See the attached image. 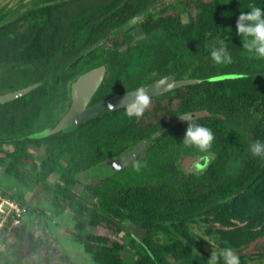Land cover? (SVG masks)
Wrapping results in <instances>:
<instances>
[{
  "label": "trees",
  "instance_id": "obj_1",
  "mask_svg": "<svg viewBox=\"0 0 264 264\" xmlns=\"http://www.w3.org/2000/svg\"><path fill=\"white\" fill-rule=\"evenodd\" d=\"M163 2L110 0L108 6L95 5L88 14H72L65 21L52 19L54 30L44 36L36 34L34 26L40 22L32 19L42 16L44 7L0 25V67L21 57L47 68L33 71L35 80L44 79L40 86L0 103V146L13 145L0 162L9 177L25 176L20 167L34 161L35 148L44 147L39 169L29 175L51 193L56 206L72 212L70 232L90 255L91 264H207L213 250L241 251L264 238V157L249 151L251 142L264 141V58L249 54L236 32L240 11H247L249 4L264 7V0H179L182 10L178 13H167L177 4L162 6L155 13ZM118 8L123 24L110 18ZM186 9L187 21L181 15ZM100 12L107 13L104 19H97ZM139 14H144L143 19L131 25L130 18ZM86 15L93 19L84 20ZM29 19L32 23L26 25ZM117 24L123 31L115 39L112 30ZM92 28L96 34L104 29L106 38L114 41L109 58L118 64L93 101L111 95L114 88L137 87L170 73L205 80L148 98L153 103L138 117L129 116L123 107L43 138H21L54 124L58 118L52 121V112L69 104L71 76L59 69L61 65L74 57L80 62L103 53L100 47L83 54L84 48L102 37L95 36ZM136 28L146 38L132 45L137 40ZM221 43L229 44L230 63L211 59L210 50ZM123 44L128 51L116 50ZM225 73L245 75L207 79ZM8 78L0 79V91ZM166 96L168 101L161 102ZM183 114L212 130L209 149L202 152L184 144L187 121L180 118ZM146 139L148 148L112 176L98 184L81 183L80 173ZM205 154L212 159L201 173L188 172L180 165L181 157ZM53 174L62 183L50 182ZM77 183L83 185L81 193L73 188ZM0 190L26 206L21 222L10 220L0 236L14 240L12 255L17 264L30 263L35 250L44 244L27 217L33 205L5 185L0 184ZM128 220L139 234L124 224ZM201 227L216 241L215 248L198 233ZM238 258L239 264L264 260V250Z\"/></svg>",
  "mask_w": 264,
  "mask_h": 264
},
{
  "label": "rangeland",
  "instance_id": "obj_2",
  "mask_svg": "<svg viewBox=\"0 0 264 264\" xmlns=\"http://www.w3.org/2000/svg\"><path fill=\"white\" fill-rule=\"evenodd\" d=\"M179 0H164L163 4L165 5H174L177 4L175 8H171L167 13H178L182 7L180 6ZM20 1L18 0H0V24H3L4 21L13 18L17 14L16 11H11L15 8L16 4ZM16 3V4H15ZM15 4V6H14ZM187 9L190 10V7ZM182 11L183 20H188L189 11ZM21 9H17L19 12ZM8 11H11L8 14ZM195 11L192 10V13ZM8 14V15H7ZM135 35L138 40L146 38V34H143L140 29L134 30ZM143 34V35H142ZM142 35V36H141ZM155 36H151V39ZM0 68V79L4 76L8 78V85L4 86V89L0 91L5 92L12 89H17L29 85L33 81L32 74L20 75L18 78L13 77L12 73L14 70H1ZM14 76L17 72L14 71ZM168 97H164L161 102L166 103ZM175 102V101H174ZM153 103V101L148 100V104ZM61 103H59V106ZM197 114L201 115L202 112ZM180 119V118H179ZM176 121V120H175ZM13 145L4 144L0 146V156H3L8 151L13 149ZM45 154L44 147L34 149L35 159L31 163H26L20 167V172L23 175H14L9 177L6 175L5 166L0 162V184L8 185L7 189L12 194L19 193L21 194L27 202H29L33 207L27 213L30 225L33 232L36 235H39L43 238L44 244L35 250L34 257L30 263L25 264H91L87 259L90 258V255L85 251L83 245L76 241L72 236L70 230L74 225V222L71 218L72 212L68 208H61L56 206L52 202L51 193L45 188L41 187V184H38L32 177L29 175L34 174L35 170L39 169L40 162ZM6 155V154H5ZM4 155V156H5ZM7 161L9 157H6ZM212 157L209 154L205 155H189L181 157L179 162L180 165L188 172L197 171L202 172L210 164ZM99 165V166H98ZM102 164H97L96 166L90 167L88 170L80 173L78 178L82 181V184H98L102 179L112 176V173H116L123 164H115L110 166H101ZM50 182L52 183H62L59 177L56 174H53L50 177ZM77 183L73 188L76 192L81 193L83 190V185ZM29 209V208H28ZM86 221V219H84ZM130 231L133 233L139 234L137 226L129 220L124 222ZM89 228H93L88 226ZM94 229V228H93ZM198 233L204 236L207 240L214 244V248L217 246L216 241L209 235L204 227L199 228ZM111 233V232H108ZM14 240L10 237H1L0 236V264H17L14 261L16 258L15 255H12V246ZM213 247L208 246L207 249L211 250ZM220 249V248H219ZM264 250V238L256 240L247 248L242 249L241 251H233L237 256L239 254L245 253L247 255L256 253L258 251ZM250 257V256H248ZM51 260L50 262L48 260ZM91 259V258H90ZM173 260V259H172ZM249 260V258H248ZM264 260H249L247 264H263Z\"/></svg>",
  "mask_w": 264,
  "mask_h": 264
},
{
  "label": "water",
  "instance_id": "obj_3",
  "mask_svg": "<svg viewBox=\"0 0 264 264\" xmlns=\"http://www.w3.org/2000/svg\"><path fill=\"white\" fill-rule=\"evenodd\" d=\"M27 1L29 0H21L16 6L23 4ZM142 18H143V14L138 15L133 19H131L129 23L133 25ZM97 45L98 44H94L90 46L85 50V53L91 52ZM105 73H106L105 64L82 72L72 82L70 102L67 111L62 116H60L54 124L49 125L43 129L33 131L27 134L26 136H22L21 138H30V139L43 138L58 133L61 130L81 124L94 117L123 108L125 106L120 105L121 101L124 98H128V99L132 98L135 95L136 90L138 89H143V91L147 94L148 98H151L160 94H164L175 88H179L189 84H197L205 80V78H198V77L176 78L175 74H169L167 76L156 79L155 81L150 82L148 84L141 85L133 90L117 93L97 103L91 104V99L99 89L105 77ZM243 75L245 74L225 73V74L214 75L207 79L219 80L225 78H236ZM41 83H42L41 81L34 82L32 84H29L21 88H17L15 90H10L4 93H0V103H6L18 97H21L29 93L33 89L37 88ZM110 103L113 104L114 106L109 107ZM148 146H149V140L146 139L140 141L135 146L128 149L127 151L122 152L99 164H102L103 166L126 164L128 161L133 160L135 157L143 153L148 148Z\"/></svg>",
  "mask_w": 264,
  "mask_h": 264
},
{
  "label": "flooded vegetation",
  "instance_id": "obj_4",
  "mask_svg": "<svg viewBox=\"0 0 264 264\" xmlns=\"http://www.w3.org/2000/svg\"><path fill=\"white\" fill-rule=\"evenodd\" d=\"M19 1H21V0H19ZM109 1L110 0H29V1L25 2V3H23V4H20V5L16 6L15 8H13L11 11H16L17 14L14 15L13 18H10L9 20L4 21L3 24L8 23V22H13L14 20L18 19L22 14H25V13L31 12V11H35V10H37L39 8L44 7V8H46V11L42 14V16H37V17H33L32 18L34 21L36 19H38V22H40L38 25L34 26V27H36L38 29L36 34L44 36V35H47L48 31L54 30V27L52 25L53 24L52 19H55V20H58V21H63V20L65 21L66 18L68 16L72 15V14L76 15L77 17L79 16V14H82V15L85 14L84 12H86L88 14V12L90 10H94L95 5H97V6H108V2ZM15 4H14V6H15ZM118 7H124V6H119L118 5ZM17 9H21V10L18 12ZM120 9L121 8H118L113 13V15L110 18H112L113 22H118V23H122L123 24V21L121 19L122 10H120ZM159 9L160 8L157 7L153 11L155 13H158ZM11 11H8V14ZM104 14L106 15L107 13H102V12L96 13V16L97 15L99 16V17H97V19H104L105 18ZM139 15H141V14H139ZM136 16H138V15H136ZM136 16H134V17H136ZM134 17L130 18V20L133 19ZM143 17H144V14H143ZM90 19H93V16L88 17L86 15V17H84V20H86V21H89ZM130 20L128 22H130ZM141 20H139V21H141ZM119 21H121V22H119ZM139 21H137L135 24H137ZM31 23L32 22H31L30 19L26 21V25H30ZM0 25H2V24H0ZM91 27H93V24L91 25ZM105 28H107V26H105ZM122 28H123V26H121L119 24H117L115 27H113V30H112V31H114L113 38L116 39V37L120 36V33L123 31ZM91 30H93V32L96 31L94 28H92ZM98 30H101V31H99L98 34H96V32L94 34H95V36L96 35L102 36L100 38V40L92 42L89 46L84 48L82 51H83L84 55L85 54L88 55V54H91V52L93 53L95 50H97L98 48L102 47V48H104L103 53H100V54H97V55L96 54L95 55L92 54L91 56H89L87 61H84L85 59L81 58V60H79L80 62H77L78 57H74V58H72L71 61L67 62L66 65H61V67L59 68V69L66 70L68 75L71 76V79H68V83L70 84L69 97H68V99H69L68 101L69 102H70V96H71V85H72V82L82 72H84L86 70H89L91 68H94V67H98V66L103 65V64L106 65L105 77H104L99 89L93 95V97L91 99V104H94V103H97V102H99L101 100H104V99H106V98H108V97H110V96H112L114 94L125 92V91H129V90H133V89H135V88H137V87H139L141 85H144L143 83H140V84H138L137 87L134 86L132 88L122 89L121 91H118L117 88H114V89H112L113 93L111 95H108V96H106V97H104L102 99H99L97 101H93V99L95 98V95L98 93L100 88L105 84V82L109 78V76H111L115 72L114 70L118 66L116 60H113V62H112L111 59L109 58L110 57V52L113 51V43H114V41L113 40H109L108 38H106V33H105L104 29H98ZM109 31H110V29L107 32H109ZM135 38L137 39L136 36H135ZM94 44H98V45L91 52L85 53V50L87 48H89L90 46L94 45ZM131 44L134 45V44H141V43L137 39L135 42H132ZM126 46H127L126 44H123L120 48L118 47L116 50L119 49L120 52L128 51L129 48H127ZM136 49L139 50L140 48H136ZM7 59L8 60L12 59V57L8 56ZM77 63H79V64L77 65ZM53 66L58 68L59 64H54V65H52V67ZM0 68H2L3 70H5V69L14 70L15 72H17V74L15 75L17 78L20 75H25L26 73L27 74H32L33 75L32 83L40 82V81L42 83L44 82L43 78L40 79V80H35L34 79L35 76L33 74V71L35 69H38V68L39 69H43V70L47 69L45 67V65H43V64H39V65L35 66L34 63H32V62L23 61V58H21V57L15 59V60H13V61L5 64V65H3ZM14 71H13V73H14ZM13 73H12V77L14 76ZM170 74H173V73H170ZM167 75H169V74H167ZM167 75H165V76H167ZM32 83H29V84H32ZM145 84H148V83H145ZM27 85L28 84H26V86ZM12 90H15V89H12ZM8 91H10V90H8ZM5 92H7V91H5ZM1 93H4V92H1ZM68 107H69V104L64 109H56V110H54L52 112L53 113L52 114V116H53L52 121H54L55 118L57 119L60 116H62L67 111ZM104 161H102V162H104ZM105 167H107V165ZM88 184H90V183H88ZM51 198H52V196H51Z\"/></svg>",
  "mask_w": 264,
  "mask_h": 264
},
{
  "label": "clouds",
  "instance_id": "obj_5",
  "mask_svg": "<svg viewBox=\"0 0 264 264\" xmlns=\"http://www.w3.org/2000/svg\"><path fill=\"white\" fill-rule=\"evenodd\" d=\"M246 9L247 11H240L239 13L236 20V32L241 36L242 47L249 54H253L257 58H264V7L249 4ZM230 31L224 33L227 34ZM228 45L227 43H221L218 47H213L209 53L211 59L216 63H230L232 55ZM147 104V94L143 89H138L132 98H124L120 105L126 107V112L129 116L138 117ZM112 106L114 105L110 103L109 107ZM180 118L187 121L183 136L184 144L195 146L202 152L209 149L214 138L212 130L192 121V117L189 114H183ZM249 151L253 156L264 157V141L257 139L251 142ZM220 261H223V264H239V258L231 248H224L219 251L213 250L207 259V264H219Z\"/></svg>",
  "mask_w": 264,
  "mask_h": 264
},
{
  "label": "built area",
  "instance_id": "obj_6",
  "mask_svg": "<svg viewBox=\"0 0 264 264\" xmlns=\"http://www.w3.org/2000/svg\"><path fill=\"white\" fill-rule=\"evenodd\" d=\"M26 210V206L20 200L0 190V232L10 220L19 224Z\"/></svg>",
  "mask_w": 264,
  "mask_h": 264
},
{
  "label": "crops",
  "instance_id": "obj_7",
  "mask_svg": "<svg viewBox=\"0 0 264 264\" xmlns=\"http://www.w3.org/2000/svg\"><path fill=\"white\" fill-rule=\"evenodd\" d=\"M8 185L5 186V188L7 189ZM9 191V189H7ZM10 192V191H9ZM11 193V192H10Z\"/></svg>",
  "mask_w": 264,
  "mask_h": 264
}]
</instances>
